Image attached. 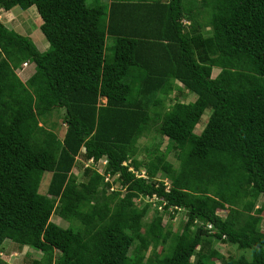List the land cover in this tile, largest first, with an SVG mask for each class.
Here are the masks:
<instances>
[{"label": "trees", "instance_id": "1", "mask_svg": "<svg viewBox=\"0 0 264 264\" xmlns=\"http://www.w3.org/2000/svg\"><path fill=\"white\" fill-rule=\"evenodd\" d=\"M14 6L36 7L48 47L0 20V246L40 251L30 264H264V0H0ZM151 131L177 165L139 148ZM79 158L106 164L77 177ZM144 196L164 203L148 221ZM177 208L180 233L162 225ZM213 239L251 256L225 257Z\"/></svg>", "mask_w": 264, "mask_h": 264}, {"label": "rangeland", "instance_id": "2", "mask_svg": "<svg viewBox=\"0 0 264 264\" xmlns=\"http://www.w3.org/2000/svg\"><path fill=\"white\" fill-rule=\"evenodd\" d=\"M103 3H107L109 0H100ZM87 4H92L93 0H86ZM0 20L8 27L15 29L16 31L29 36L31 40L35 43L36 47L43 51L46 50L48 47V42L43 36V34L40 31V24H41V18L37 12V9L35 6H31L28 9H22L19 6H14L10 10H2L0 9ZM111 40V38H109ZM110 40H108L107 43H111ZM108 44V45H109ZM27 65L23 66V63L19 68H17L16 73L20 77L22 81H25L34 71V64L26 61ZM218 72L217 68H214L213 75H215ZM178 84L181 86V84L178 82ZM172 96L167 98V103H172ZM181 100L184 101H190L193 99V96L191 94H188L187 97L182 98L180 96ZM211 110L207 108L204 113L202 114L200 123L196 125L195 131L198 132L202 129L204 126ZM63 115H64V109L55 110L52 113V116H50L49 121L56 123L55 130L58 133V136L61 138L63 136L65 125L63 124ZM139 148L142 150V148L145 145L149 146V149H153L155 144L160 145V149L166 150L168 154V160L172 163L177 165V161L175 159V152L173 149L168 148L170 145L168 139L165 136L159 135L158 133L151 131L146 136L141 137L139 139ZM140 157V156H139ZM84 167V161L79 158V161L77 162V165L73 168L72 172L77 176L80 177V174L82 172V167ZM143 169L140 170V173H143ZM50 178V172H45L42 177V181L40 184L39 192L45 193L46 187L48 185V181ZM120 187V184L118 181L112 182V188L117 189ZM111 189V188H110ZM136 205L138 207H141L143 204L150 202L151 203V209L148 211L147 215L145 216V221L149 220L153 214L152 207H156L158 211L161 213L163 212V206L161 203L157 205V203L151 202L147 199L146 196L140 197L134 200ZM260 201H258L259 204ZM222 217L225 216L226 211H219ZM170 213L166 212L163 214L162 217V225L167 227L170 232H176L180 233L183 224L186 220V212L184 209L178 208L176 212L173 214V216L169 215ZM255 219L258 220L259 224L264 227V216L262 214H255ZM51 220L55 223H58L62 226H66L67 222L63 221L62 218H60L57 214H53L51 216ZM144 230H142L143 232ZM144 236V233L142 237ZM170 243H165V247H168ZM212 248L217 250L220 254L224 255L225 257L228 256H239L243 254L246 257L251 256L250 250H242L238 249L235 245L230 244L228 242H222L217 239L212 240ZM162 245H159L157 247V250L160 251ZM42 253L36 249H33L28 246H24L20 248L15 243L11 242L10 240H5L3 244L0 246V257L6 261L7 264H30L33 259H39L41 257ZM195 256L192 257V263L194 264ZM217 263H220V260L215 259Z\"/></svg>", "mask_w": 264, "mask_h": 264}, {"label": "built area", "instance_id": "3", "mask_svg": "<svg viewBox=\"0 0 264 264\" xmlns=\"http://www.w3.org/2000/svg\"><path fill=\"white\" fill-rule=\"evenodd\" d=\"M26 65H27V62H23V66H26ZM105 164H106V160L105 159H100L98 162H94L92 158L87 160V161H84V166L85 167L88 166V165H92V166H94L96 168V170L98 172H101L102 165H105ZM136 175L137 176H141V177H145L144 172L143 173H136ZM105 180L111 181V177L109 175H106ZM111 189H113V188L111 187ZM154 198H155V196H153L152 198H148L147 197V199L149 201H152V202H153ZM161 205L163 206L164 203H162ZM169 210H171V209L169 208ZM206 228L209 229L210 232L213 231L211 224H207Z\"/></svg>", "mask_w": 264, "mask_h": 264}, {"label": "clouds", "instance_id": "4", "mask_svg": "<svg viewBox=\"0 0 264 264\" xmlns=\"http://www.w3.org/2000/svg\"><path fill=\"white\" fill-rule=\"evenodd\" d=\"M101 159H104V158H101ZM85 167V166H84Z\"/></svg>", "mask_w": 264, "mask_h": 264}, {"label": "crops", "instance_id": "5", "mask_svg": "<svg viewBox=\"0 0 264 264\" xmlns=\"http://www.w3.org/2000/svg\"><path fill=\"white\" fill-rule=\"evenodd\" d=\"M103 101H105V100H103Z\"/></svg>", "mask_w": 264, "mask_h": 264}]
</instances>
